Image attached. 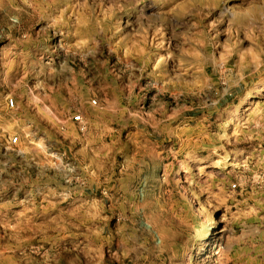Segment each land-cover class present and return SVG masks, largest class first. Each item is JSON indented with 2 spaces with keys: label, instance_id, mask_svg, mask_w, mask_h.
I'll list each match as a JSON object with an SVG mask.
<instances>
[{
  "label": "rangeland",
  "instance_id": "rangeland-1",
  "mask_svg": "<svg viewBox=\"0 0 264 264\" xmlns=\"http://www.w3.org/2000/svg\"><path fill=\"white\" fill-rule=\"evenodd\" d=\"M0 264H264V0H0Z\"/></svg>",
  "mask_w": 264,
  "mask_h": 264
},
{
  "label": "built area",
  "instance_id": "built-area-1",
  "mask_svg": "<svg viewBox=\"0 0 264 264\" xmlns=\"http://www.w3.org/2000/svg\"><path fill=\"white\" fill-rule=\"evenodd\" d=\"M7 104H8V106H9L10 108H13V107H14V102H13L12 99H9V101H8ZM75 120H76L77 122H79V123H82V120H81L80 117H75ZM11 142H12V143H16V142H17V138L12 139Z\"/></svg>",
  "mask_w": 264,
  "mask_h": 264
}]
</instances>
